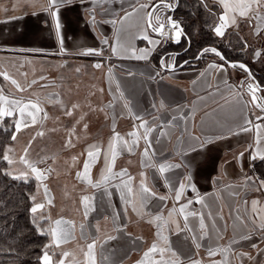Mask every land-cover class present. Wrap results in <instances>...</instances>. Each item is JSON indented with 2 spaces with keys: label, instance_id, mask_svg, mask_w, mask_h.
I'll use <instances>...</instances> for the list:
<instances>
[{
  "label": "crops",
  "instance_id": "obj_1",
  "mask_svg": "<svg viewBox=\"0 0 264 264\" xmlns=\"http://www.w3.org/2000/svg\"><path fill=\"white\" fill-rule=\"evenodd\" d=\"M157 1L67 0L59 8L58 35L49 0H0V74L9 77L0 75V95L17 102L11 116L15 137H30L40 124L53 126L60 137L74 140V152L86 159L99 152L108 156V178H80L82 169L70 177L84 189L71 226L62 229L72 231V222L78 224L72 233L78 238L71 243L82 246L85 240V264H154L162 259L264 264V182L250 173L251 163L264 160V120L256 118L225 63L210 60L177 70L153 63L165 41L175 43L169 27L163 36L148 29L147 14ZM88 49L99 54H83ZM93 57L100 61L87 60ZM62 90H69V98L64 99ZM52 102L63 112L49 121ZM31 104L40 111L25 107ZM0 107L13 105L0 102ZM142 122L153 129L147 133L150 147ZM133 132L135 136L129 135ZM139 147L138 180H131L125 167L115 170L114 159L124 163ZM161 165L167 166L163 173ZM122 171L126 175H118ZM142 183L154 195L144 193ZM181 183L185 189L177 201ZM83 195L92 200L89 208L82 207ZM97 221L103 225L95 226ZM96 234L102 235L98 241ZM153 243L165 250L163 257L159 250L144 257ZM89 244H94L91 257ZM209 249L216 254L210 257Z\"/></svg>",
  "mask_w": 264,
  "mask_h": 264
},
{
  "label": "rangeland",
  "instance_id": "obj_2",
  "mask_svg": "<svg viewBox=\"0 0 264 264\" xmlns=\"http://www.w3.org/2000/svg\"><path fill=\"white\" fill-rule=\"evenodd\" d=\"M206 1L207 2L205 7L212 13L211 14L208 11L206 13L210 19V23L208 24V26L212 28L214 36L218 38L217 43L221 42L229 47L239 44L247 45L248 49L243 55L245 57V60L252 62V64L254 62L257 64L262 62V60L264 59V7L257 8L256 6H253V9L250 10L244 17L239 16L238 12L233 13L229 11V24L224 30L225 34L223 36H217L215 33V28L219 26L220 16L225 13V9L223 7V4L221 3V0ZM228 2L231 4L237 2V0H228ZM233 17L236 21L235 24L231 23ZM164 39L167 40L168 38L164 37ZM257 53H259V55H257ZM202 54H200L202 55L200 56L202 57V60L196 63V66H202L205 62L210 60L221 63L219 62L220 59L217 57V55L211 52ZM197 58H195V60H197ZM87 60L100 61V59H97L96 57L94 59ZM159 64H161L160 61ZM161 65L168 68L177 67L180 64L178 65L176 59L172 57L164 61ZM230 68L233 69L235 82L237 83L238 87L244 91L245 85H247V83H252L251 79L249 78L247 73L239 67ZM61 94L63 95L64 99L69 98V90H62ZM258 99L260 100V104L264 106V92L260 93ZM58 105L62 106V110H66V107L63 106L62 101H59ZM58 105L54 102L51 103L52 107H49L48 109L53 111V114L51 115L46 112L48 120L53 118L56 113L63 112L59 109ZM253 109L256 118L259 117L260 119L264 120V111H262L261 108ZM86 119H90V117H85L84 121H86ZM42 127L43 125L41 126V124L34 127V132L30 137H25L28 136L29 133L18 134L15 137L14 124L12 141L3 149V157L5 155L8 156V160H4L6 163V172L12 178H17L25 181L33 180L35 184L33 195L31 197L33 208L37 205H43L42 208H37V211L34 213L35 223H37L38 225V232L44 234L45 236V242L42 248V255L40 260L41 264H43V255L45 252H47L52 257L53 261H59L63 259L64 264H85V259L82 251V249L86 250L87 248L85 240H83L85 244L83 243L82 246H80L77 241H72L73 244L71 243V239L73 237L72 233L78 231L76 230L78 224L76 225L72 222V231L69 230L70 227L62 229L63 225L71 226L70 222L73 221L72 219L74 218L71 216H73L72 213H74L76 200L78 201V197L81 193H83L84 189L82 186H75V182L73 183L72 181H70V177L75 173L77 169H82V171L79 172L80 178L87 179V176L88 178L93 180L98 178L101 179L102 177L108 178L109 175L105 170V164L108 160V156L105 155L106 153L104 150V155L99 152L98 155H94L91 159H86V157L80 152H78L77 154V150L76 152H74V145L73 148L71 147L72 143H75L74 140L72 141V139L62 138L57 133L55 135H52V132H44L42 130ZM102 132L103 130L100 133ZM95 133H97V130ZM13 137H15V139H13ZM127 139L129 138L127 137ZM131 139L133 138L131 137ZM103 140L104 141H95H101L104 145L106 144V140ZM85 141L86 140H83L82 142ZM139 151L141 152L140 147L137 150L136 156H132L124 163L123 160L116 161L115 156L113 165L115 170H117L120 166L125 167L128 173L127 176L130 177L129 179L138 180L135 169L137 168V171L139 170L137 164L141 160ZM85 164L88 165L87 169H85ZM33 167L38 171L33 172ZM89 167H92L90 173L87 172L89 170ZM87 191H90V189H87ZM91 201L92 200L90 197L83 195L81 200L83 204L82 207L86 208L88 207L87 205H89L90 207L92 204ZM58 220L63 221V223L57 225L56 221ZM101 222L102 221L95 222V226L103 225ZM53 229H58L66 236V239L62 240L58 245L51 235V230ZM82 229L83 230L80 229V231L84 233L85 226H83ZM99 235L96 234L94 236L95 240L98 241V239L102 236ZM76 236L78 235L75 234L73 237L75 240H77L78 238ZM81 239L84 238L81 237ZM97 246L98 244L95 245V254L96 252H98ZM64 253H68V255L65 257L63 255ZM97 255L98 254H96V256Z\"/></svg>",
  "mask_w": 264,
  "mask_h": 264
},
{
  "label": "trees",
  "instance_id": "obj_3",
  "mask_svg": "<svg viewBox=\"0 0 264 264\" xmlns=\"http://www.w3.org/2000/svg\"><path fill=\"white\" fill-rule=\"evenodd\" d=\"M206 2V0L157 1L152 11L153 15L161 16L164 13L166 16L170 8L165 5H168L167 3L177 5L171 12L172 19L181 27L184 38L178 45L165 41L153 55V63L161 67L159 64L161 59L165 56H173L176 52H182L188 46L184 53L175 57L178 65L185 61L184 67H187L202 60L200 56L203 55L205 48H215L223 55L225 61L246 65L251 77L258 85L264 87V59L258 64L255 62L252 64L243 56L248 49L247 45L239 44L229 47L221 42L217 43L218 38L208 26L210 19L206 14L208 11L205 7ZM153 15L152 19L156 23ZM197 57L199 59L195 60ZM219 62L224 63L222 60ZM13 128V117L0 119V264H41L45 236L38 232V225L34 219L35 212L32 211L31 197L35 184L33 180L25 181L10 177L6 172V163L3 159V149L12 141ZM42 130L52 132V135L56 134L53 126L47 125L45 128L43 126ZM250 173L264 182V160L251 163Z\"/></svg>",
  "mask_w": 264,
  "mask_h": 264
},
{
  "label": "snow or ice",
  "instance_id": "obj_4",
  "mask_svg": "<svg viewBox=\"0 0 264 264\" xmlns=\"http://www.w3.org/2000/svg\"><path fill=\"white\" fill-rule=\"evenodd\" d=\"M63 3H67V0H49V12H50V15L53 17V19H54V21H55V27H56L57 34H58V35H59L60 30H61V27H62L61 22H60V17H59V8H60V5L63 4ZM221 3L223 4V7H224V9H225V13H224L223 15L220 16V24H219L218 27L215 28V33H216L217 36H223V35L225 34V33H224V30H225V28H226V27L228 26V24H229V17H228V12H229V11H231V12H233V13L238 12V13H239V16L244 17V16H246V15L248 14V12H249L250 10L253 9V6H256L257 8H259V7H264V0H237V2H235V3H231V4L228 2V0H221ZM141 7H146V6L142 5ZM167 7L170 8V7H171V4H168ZM52 9H55V10L53 11ZM128 15H131V13H129ZM152 15H153L152 12H149V13L147 14V16H148V19H147V21H146L147 26H148L149 28H152V30H153L154 32H157V33H159L161 36H163V35L165 34V33H164L165 25H164L163 23H160L158 26H154L153 23H152ZM126 18H127V17H126ZM231 23H232V24H235V23H236L234 17L232 18ZM169 24H170V26H171L173 29L176 30L177 38H179V36L181 35V30L179 29V25H177V24H176L174 21H172V20H169ZM143 38H144L145 40L148 39V37H147L146 35H145ZM105 43H107V41H105ZM153 43H155V42L153 41ZM203 52H204V53H209V52H211V53L217 55L218 57H220V59H224L223 55H222L217 49H215V48H205V49L203 50ZM83 54H85V55H97V54H99V53H97L95 49H88V50H87L85 53H83ZM257 55H259V53H257ZM138 58L143 59V58H145V56H144V55H141V56L138 57ZM100 66H101L100 64H96V65H95V67H97V68H99ZM231 66H232V67H239L240 69L244 70L245 72H249V73H250V70H249V69L246 67V65H244V64H239V65H234V64H233V65H231ZM0 75H4V78H5V79H8V78H9V77L7 76V74H0ZM12 83H13V84H16L17 82H16L15 80H12ZM33 83H35V81H33ZM18 87H19V86H18ZM249 91L252 92V97H251L252 102L255 103L257 107H260L262 111H264V106H262L261 104L257 103V96L255 95V91H256V89L253 88L252 85H249ZM0 102H2V103L5 104V105H7V104H9V103H11V104L13 105V107H11V108L0 107V118H3V117H11V116H13L14 111H15V106H16V103H17V102H15V101L9 102V101H8L5 97H3L2 95H0ZM29 106L32 107V108H34V109H36V111H40V109L37 107L36 104L25 105V107H29ZM20 114H21V115L24 114V108H20ZM67 114H68V115H71L72 113H71V111H69ZM28 115L32 116L33 121H35V115H34L33 113L29 112ZM137 119H140V117H137ZM258 119H259V117H258ZM249 123H250V121H249ZM16 127H17V130H19V127H20L19 123H17ZM86 127H87V125H85V128H86ZM139 127L145 129V141H146V143H147V144L149 145V147H150V141H148V139H147V133H150L151 131H153V129L149 128V127L147 126V123H146V122H142V123L139 125ZM243 130H244V131H247L248 129L245 128V129H243ZM41 135H42V133H41ZM129 135H131V136H135L136 133L133 132V133H130ZM115 138H116V139H119L118 134L116 135ZM13 139H15V137H13ZM147 153H148V148L145 149V154H147ZM88 155H89V156H92L93 153H92V152H89ZM252 158L255 159V157H252ZM3 159H4V160H8V156L5 155V156L3 157ZM261 159H264V156H261ZM180 166H181V165H176V167H180ZM87 167H88V165L85 164V169H87ZM166 167H167L166 165H161V166L159 167V171H160L161 173H163V172L166 170ZM32 171H33V172H36V171H38V170H37L36 168L33 167V168H32ZM118 175H120V176H124V175H126V172L122 171V172L119 173ZM186 179H187V181H188L189 183L192 182V177H191V175H189ZM126 186H127V185H126ZM141 188H142V191H143L144 193H148L149 195H154V194L150 193L149 190H148L146 187H144L143 183L141 184ZM184 189H185V184H184V183H181L180 186H179V191H176V193H175V198H176L177 201H179L181 195L183 194ZM192 190L195 191V185H194V184H192ZM128 191H129V192H132V188H131V187H128ZM86 199H87V198H86ZM160 199H164V198H163V197H160ZM189 203H191V201H189ZM254 203H255V202H254ZM42 207H43V205H37L36 207H34V208L32 209V211H33V212H36V211H37V208H42ZM186 207H187V205L181 206V207L179 208V212H180V213H184ZM172 211H176V209L173 208ZM190 215H195V213H190ZM184 219H185V221H187V219H188L187 215L184 216ZM61 223H63V221H59V220L56 221V224H57V225H60ZM185 226L187 227V225H185ZM200 227H201V229L204 228V225H203L202 219H201V225H200ZM51 235L53 236V238H54L55 242L57 243V245H58L62 240L66 239L65 234L62 233L61 231H59L58 229H53V230H51ZM93 247H94V244H89V245H88V249H89L88 255H89V257H91V253H92V249H93ZM197 247H198V245H197ZM253 247H256V245H253ZM158 250L160 251L161 256L163 257L165 250H164L163 248L158 249V246H157L156 243H153V244L151 245V247L148 249V251H146V252L144 253V257H145V258H148V257H150L153 253H156ZM208 254H209V256L211 257V256L215 255L216 253H215L214 250L209 249ZM63 255L66 257V256L68 255V253H64ZM171 255H172L173 257H175V256H176V253L173 251V252L171 253ZM241 255H245V254H241ZM43 264H64V260L61 259V260H59V261H53L52 257H51L47 252H45L44 255H43ZM138 264H144V261H140V262H138ZM154 264H179V262H178V261H174V260H171V261H170V260H163V259H162L161 261L154 262ZM191 264H201V262H200V261H197V260H192V261H191Z\"/></svg>",
  "mask_w": 264,
  "mask_h": 264
},
{
  "label": "flooded vegetation",
  "instance_id": "obj_5",
  "mask_svg": "<svg viewBox=\"0 0 264 264\" xmlns=\"http://www.w3.org/2000/svg\"><path fill=\"white\" fill-rule=\"evenodd\" d=\"M160 2H164V1H160ZM167 4H171V7H170V9L171 8H176V6L177 5H173L172 3H167ZM163 6V5H162ZM165 6H167V5H165ZM154 10V9H153ZM169 16H171V19H172V14H171V10H170V12H169V14H167L166 16H165V14L164 13H162L161 14V16L158 14V15H156V14H154L153 15V18L155 19V25L157 26V25H159L160 23H164V24H166L167 23V20H168V17ZM173 20V19H172ZM152 21H153V19H152ZM153 23H154V21H153ZM184 38V34H183V31H182V36H181V40H180V42L179 43H174L175 45H178V44H180L181 43V41H182V39ZM188 45V44H187ZM187 48H188V46H186L184 49H183V51L182 52H176L173 56H170V57H176V56H178V55H180V54H182V53H184L185 52V50H187ZM247 48H248V46H247ZM246 48V49H247ZM218 57V56H217ZM166 58V57H165ZM165 58H163V59H165ZM182 63H185V61L184 62H182ZM231 63H238V62H231ZM242 64V63H241ZM247 67V66H246ZM248 68V67H247ZM249 69V68H248ZM251 82L252 83H247V85H245V92H246V94L248 93V90H249V85H252L253 87H255V88H257V86L259 87V89L260 88H262V89H260L259 90V92L256 94V96H257V103H259L260 104V100L258 99V97H259V95H260V93L261 92H264V87H261L260 85H258L257 84V82H256V84H257V86H256V84L251 80ZM248 95V94H247ZM249 97V96H248ZM250 105V104H249ZM251 106V105H250ZM252 108H257V109H260V107H257V106H251Z\"/></svg>",
  "mask_w": 264,
  "mask_h": 264
},
{
  "label": "water",
  "instance_id": "obj_6",
  "mask_svg": "<svg viewBox=\"0 0 264 264\" xmlns=\"http://www.w3.org/2000/svg\"><path fill=\"white\" fill-rule=\"evenodd\" d=\"M157 5V3L156 4H154L151 8H150V10H149V12H152L153 11V9L155 8V6ZM174 9H175V7L174 8H171L170 10H171V12H173L174 11ZM148 12V13H149ZM147 19H148V16H147ZM169 20H172L171 19V16H169L168 17V20H167V23L166 24H164L165 25V27L167 26V27H169L171 30H172V34H173V36H172V38H173V40L175 41V43H179L180 42V40H181V36H182V29H181V27L179 26V29L181 30V35L179 36V38H177V35H176V30L175 29H173L171 26H170V24H169ZM173 21V20H172ZM175 22V21H174ZM152 23H153V21H152ZM177 25H178V23L177 22H175ZM153 25L155 26V24L153 23ZM158 26V25H157ZM148 29L149 30H151L154 34H159V33H157V32H154L153 30H152V28H149L148 27ZM199 58V57H198ZM197 58V59H198ZM219 59H220V57H218ZM220 60H222L227 66H229V67H232L231 65H239V64H241V63H231V62H227V61H225L224 59H220ZM185 65V63H182V64H180L179 66H177V67H175V69L177 70V69H180V68H182L183 66ZM247 73V75L249 76V78L256 84V81L251 77V75H250V73L249 72H246ZM256 86H257V84H256ZM253 88H255V87H253ZM256 89V91H255V95L259 92V90L260 89H262V88H260L259 89V87L257 86V88H255ZM248 96H249V104L251 105V106H256V104L255 103H253L252 102V99H251V97H252V92H250L249 90H248Z\"/></svg>",
  "mask_w": 264,
  "mask_h": 264
}]
</instances>
